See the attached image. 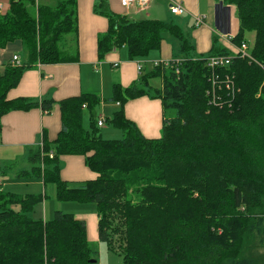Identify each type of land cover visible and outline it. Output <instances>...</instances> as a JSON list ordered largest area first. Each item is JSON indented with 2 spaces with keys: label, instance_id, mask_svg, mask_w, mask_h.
Wrapping results in <instances>:
<instances>
[{
  "label": "trees",
  "instance_id": "obj_1",
  "mask_svg": "<svg viewBox=\"0 0 264 264\" xmlns=\"http://www.w3.org/2000/svg\"><path fill=\"white\" fill-rule=\"evenodd\" d=\"M219 1L236 8L232 44L254 34L253 62L213 48L207 57L177 61V73L174 66L153 67L127 88L114 85L108 102L118 103L120 110L105 123L123 137L111 141L102 138L91 115L100 104L95 95L56 103L6 98L35 63L68 61L66 47L74 46L77 32L74 0L9 1L8 11L0 14V49L20 41L25 63L0 74V122L10 112L40 107L49 114L57 106L61 128L52 141L43 134L42 148L30 150V170L17 174L40 180L43 192L0 191V264H92L96 259L85 224L73 215L56 211L48 221L30 216L50 184L57 201L94 204L99 240L119 253L120 264H264V0ZM95 12L107 18V29L97 39L98 59L121 48L129 60L146 58L159 49L163 32L180 43L183 53L190 49L171 23ZM216 55L232 56L231 63L209 69L207 58ZM156 78L160 89L150 85ZM227 79L232 92L224 86ZM145 96L173 113L155 139L144 137L124 117L125 102ZM82 105L90 113L88 129ZM63 157L82 158L94 177L64 180Z\"/></svg>",
  "mask_w": 264,
  "mask_h": 264
},
{
  "label": "crops",
  "instance_id": "obj_2",
  "mask_svg": "<svg viewBox=\"0 0 264 264\" xmlns=\"http://www.w3.org/2000/svg\"><path fill=\"white\" fill-rule=\"evenodd\" d=\"M9 1L0 0V14H5L8 11ZM35 1L50 5L61 0ZM173 1L181 3L186 12L181 16L171 15L169 0H159L160 4L156 6L154 5L155 0H150L145 11H139L135 6L125 9L120 5L119 0H74L77 32L74 46L66 47V51L70 52V55L66 57L69 60L51 65L35 63L33 66L37 69L23 71L18 85L7 93L6 98L8 100L16 98L39 99V101L50 99L56 103L79 94H91L99 98L100 104L97 107L100 113L107 117L108 113L115 112L112 110L114 103L108 102L113 95V86L117 84L122 88L129 87L137 81L140 75L153 69V62L175 60L177 62L185 57L188 59L207 57L213 48L225 49L232 53V46L228 44L226 38H233L238 32L235 6L225 5L219 0ZM219 2H222V6L218 5ZM167 4L168 6H166ZM95 9L102 12L110 11L113 14L124 16L130 21L150 19L176 25L187 40L190 49L188 48L187 52L183 53L180 43L171 37L162 41L159 49L152 51L146 58L129 60L126 49L121 48L98 59L95 50L97 39L107 29V18L95 12ZM195 16L202 17V26H195ZM12 56L19 58L21 66L25 63V55L20 41H14L0 49V74L4 72L5 68L11 66ZM139 66L140 71L138 70ZM159 80L155 89L161 88V79L159 78ZM123 111L124 117L132 121L144 137L152 139L160 137L165 119L159 100L151 99L149 96L131 100L124 105ZM60 128V113L57 106H54L49 114L43 112L40 107H33L28 111L10 112L1 119L0 191L4 190V187L18 188L23 185L20 183L21 181H26L25 178H29L18 177L17 174L27 171L22 168L18 172L17 170L10 172V169L13 168V165L9 168L10 162H14L20 157L28 160L29 148L32 146L36 148L41 142L43 134L47 140L52 141ZM60 160L62 161L61 177L64 180L72 183L94 177L84 166L82 158L63 157ZM6 173L13 174L12 179L16 181L4 183L3 181L11 177ZM73 216L85 224L88 242L94 241L100 247L97 215L85 212ZM44 220L48 221L46 215ZM94 261L93 264L121 263V260L116 258V254L107 249L104 253L98 250Z\"/></svg>",
  "mask_w": 264,
  "mask_h": 264
},
{
  "label": "rangeland",
  "instance_id": "obj_3",
  "mask_svg": "<svg viewBox=\"0 0 264 264\" xmlns=\"http://www.w3.org/2000/svg\"><path fill=\"white\" fill-rule=\"evenodd\" d=\"M56 2V1H54ZM160 4L159 0H155L154 5H158ZM163 4V2H162ZM168 6V4L166 5ZM162 35V41H166L168 39H170L171 37L166 34L165 32L161 33ZM253 40H254V34L253 33H248L246 35V43L251 51V47L253 45ZM32 68L37 69L35 66H32L31 68H29L28 70H34ZM159 78L158 79H153L150 82V85L152 86L153 89L157 88V85L159 83ZM152 94V92H151ZM130 102V101H127ZM125 102V103H127ZM112 103V102H111ZM114 108H112V110H114L115 112L120 110V107H116L115 103H114ZM163 111V109H162ZM163 118L164 119H168L171 118L173 116V113L171 111H164L163 112ZM91 115L93 116V119L96 121V118L98 117H102L104 116L102 113H100V110L98 107H96L93 112L91 113ZM89 116L90 113L86 110L83 111V127L85 129L89 128ZM110 116H112L111 112L110 114H107V117L110 118ZM99 134H101L102 138L105 140H120L122 139L123 135L122 132L118 129H115L112 127L111 124H104V126L102 128H99ZM160 136V135H159ZM41 143V142H40ZM39 143V144H40ZM30 150H35V148L32 146L29 148ZM9 168H11L13 165V168L10 169V172H16L15 170H29L30 169V165L28 160L23 159V158H17V160H15L14 162H10L9 164ZM22 168V169H21ZM8 174V173H6ZM11 177H8V180L3 181L4 183H14L16 180L12 179V175L13 174H8ZM16 179V178H14ZM25 180L21 181L20 183H22V186H19L18 188H13L12 187H4L5 192L9 191V192H15L18 194H41L43 192L42 190V183L40 180H38L37 178L33 177L32 175L29 178H25ZM36 184H35V183ZM1 189V191H4ZM45 193H46V198L45 200L38 204L35 207L34 212L30 215L31 217H33L34 219H45V215L47 217V220H50L54 217V212L58 211V212H62L63 214H73V215H78L81 213H93L96 215V210H95V206L94 204H77V203H70V202H60L57 201L55 199V188L53 185H47L45 188ZM85 211V212H84ZM100 247L97 245V243H95L94 241H89V246L90 248L95 251L98 252V250L101 251V253L105 252V245L100 242ZM116 254V258L117 259H121V256L119 255V253H115Z\"/></svg>",
  "mask_w": 264,
  "mask_h": 264
},
{
  "label": "built area",
  "instance_id": "obj_4",
  "mask_svg": "<svg viewBox=\"0 0 264 264\" xmlns=\"http://www.w3.org/2000/svg\"><path fill=\"white\" fill-rule=\"evenodd\" d=\"M120 5L127 9L131 6H135V8H137L139 11H145L147 9L146 6L149 5L150 0H119ZM169 12L171 15H176V16H181L182 14H184L186 12V10L184 9V7L181 5V3L177 2V1H173V0H169ZM194 22H195V26L196 27H200L203 25V19L200 16H195L194 17ZM232 38H226V41H228V44L232 46L231 50L232 53L230 55L232 56H239L241 59H245L247 60L249 63L253 62V59L251 58V51L248 47L247 44H245L246 42H242L240 45H234L231 42ZM232 56H223V55H216V56H211L207 58V67L211 70H215V69H220L223 68L225 66H228L231 63V57ZM179 62L175 61H171V62H153L152 66L153 67H162V68H169L174 66L175 68H177ZM21 66V61L19 60V58L17 56H12L11 59V67H20ZM264 68V67H263ZM138 70L140 71V66L138 67ZM178 72V68L176 69V72ZM261 87H264V81L263 83H261ZM225 88L228 91L232 92V88L233 85L231 83V81L229 79L226 80L225 83ZM212 104H215V101L212 99ZM116 106H119L118 103H116ZM82 109H86L85 105H82ZM105 118L104 116L102 117H98L96 118V127L98 128H102L104 126L105 123ZM40 149L42 148V144H39ZM53 154L49 153V157L52 158ZM0 186H1V182H0Z\"/></svg>",
  "mask_w": 264,
  "mask_h": 264
},
{
  "label": "water",
  "instance_id": "obj_5",
  "mask_svg": "<svg viewBox=\"0 0 264 264\" xmlns=\"http://www.w3.org/2000/svg\"><path fill=\"white\" fill-rule=\"evenodd\" d=\"M218 5H220V6H222V2H219V4ZM90 263H95V261L94 260H92V261H90Z\"/></svg>",
  "mask_w": 264,
  "mask_h": 264
}]
</instances>
